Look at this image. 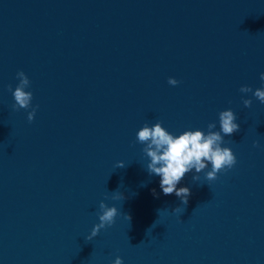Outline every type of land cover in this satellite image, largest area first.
Instances as JSON below:
<instances>
[{"label": "water", "instance_id": "95a60500", "mask_svg": "<svg viewBox=\"0 0 264 264\" xmlns=\"http://www.w3.org/2000/svg\"><path fill=\"white\" fill-rule=\"evenodd\" d=\"M261 74L264 0H0V264H264ZM227 110L236 166L164 195L138 131L207 135ZM101 202L120 214L88 241Z\"/></svg>", "mask_w": 264, "mask_h": 264}, {"label": "clouds", "instance_id": "9594fccd", "mask_svg": "<svg viewBox=\"0 0 264 264\" xmlns=\"http://www.w3.org/2000/svg\"><path fill=\"white\" fill-rule=\"evenodd\" d=\"M20 80L19 85L15 88L13 96L15 104L13 109L28 110L32 107L33 94L25 89L30 87V80L24 72L17 74ZM261 80H264V74H261ZM168 83L172 86H178L179 81L174 78H169ZM9 91H12L9 86ZM242 93H252L253 89L247 86L241 87ZM254 97L264 104V89H256ZM244 106L252 107V100L245 99ZM38 108V106H37ZM36 108L28 114V121L33 122L36 116ZM236 114L231 111H223L219 115L220 131H213L217 126L215 123L208 125V133L201 130L187 131L179 137H174L170 134L161 123L149 127L147 124L138 131L137 141L140 144L146 145L143 149L146 156L150 159L147 165V170L150 175H156L161 178L160 187L164 195L175 194L182 201L183 205L188 204V199L191 195L188 187L177 188V185L185 177L186 173L192 172L194 169L197 175L193 177L194 181H199L200 173H204L211 164V170L206 172V180L209 182L216 181L220 173H227L237 164V158L231 148L222 147L226 142L225 137L240 131V125L237 121ZM256 143L254 147H259ZM117 168H124L126 164L119 163ZM115 199H125L124 196L117 195ZM107 199V197H106ZM99 221L92 230L91 235L87 237L91 241L98 236L102 229H106L115 224L117 216L120 214L116 207H108L104 202L100 203ZM180 207L174 211L177 213L184 212ZM127 216L129 222L131 216ZM115 264H124L123 259L117 257Z\"/></svg>", "mask_w": 264, "mask_h": 264}]
</instances>
